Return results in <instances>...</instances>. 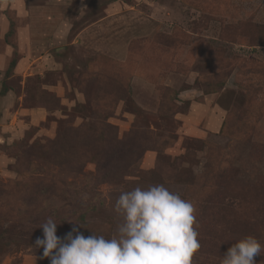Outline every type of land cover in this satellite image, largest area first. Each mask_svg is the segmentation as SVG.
<instances>
[{
  "label": "rangeland",
  "instance_id": "374dc122",
  "mask_svg": "<svg viewBox=\"0 0 264 264\" xmlns=\"http://www.w3.org/2000/svg\"><path fill=\"white\" fill-rule=\"evenodd\" d=\"M156 184L195 206L192 264L248 235L264 264V0H0V264H50V216L110 238Z\"/></svg>",
  "mask_w": 264,
  "mask_h": 264
},
{
  "label": "clouds",
  "instance_id": "9594fccd",
  "mask_svg": "<svg viewBox=\"0 0 264 264\" xmlns=\"http://www.w3.org/2000/svg\"><path fill=\"white\" fill-rule=\"evenodd\" d=\"M114 210L122 222L110 238L93 232L85 236L77 222L58 237V223L50 216L39 226L43 238L36 239L35 247L43 248L50 264H192L201 248L194 204L162 184L122 192ZM261 251L254 236H244L228 248L219 264H255Z\"/></svg>",
  "mask_w": 264,
  "mask_h": 264
}]
</instances>
